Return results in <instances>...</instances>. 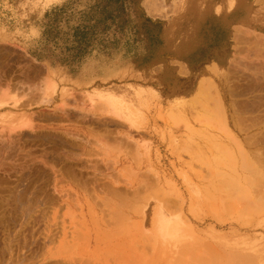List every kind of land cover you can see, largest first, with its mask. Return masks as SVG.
Instances as JSON below:
<instances>
[{
  "label": "rangeland",
  "instance_id": "rangeland-1",
  "mask_svg": "<svg viewBox=\"0 0 264 264\" xmlns=\"http://www.w3.org/2000/svg\"><path fill=\"white\" fill-rule=\"evenodd\" d=\"M144 1L0 0V264H264V0Z\"/></svg>",
  "mask_w": 264,
  "mask_h": 264
},
{
  "label": "trees",
  "instance_id": "trees-1",
  "mask_svg": "<svg viewBox=\"0 0 264 264\" xmlns=\"http://www.w3.org/2000/svg\"><path fill=\"white\" fill-rule=\"evenodd\" d=\"M109 1H111L112 4H110ZM106 2L107 4L112 5L111 7L112 9L110 10L108 9L109 12L107 13L106 16L102 18L101 21H103L104 23L99 29L95 25H91V26L87 25V27L89 28L84 29L82 27L80 30L73 29L72 38L76 42L75 44L76 47H74L75 58L76 56H79V54H83L87 50L88 46L92 44L94 46L98 44H109V45L111 44L113 46L114 53L120 52L121 51L120 45L122 40L121 36H124L123 37L124 43L122 42V44L127 46L125 49V51H127L125 56H129L127 57L128 60H126L125 63L133 59L132 56H134L135 54V51L133 50V44L138 45L140 43V41L142 40L141 37L142 34H144L143 37L146 47L152 49V44L154 41L158 42L159 44V42L161 41L160 39L161 32H159L158 35L152 34L149 27V25H152V21L150 19L143 16H138V14L136 15V12L126 17L125 15L120 13V8L117 6L118 0H106ZM103 7L102 9L106 8ZM94 20L96 23L100 22V18H95ZM106 21H109V23H106ZM105 31L112 32L109 38H105L103 36L97 35V34H103ZM126 33H128V35H126ZM218 33L220 34L221 37L217 43V46H219L220 43H222V41H224L225 39L223 30L219 29ZM73 36H75V38ZM142 46H144V44ZM142 46L141 48H143ZM96 51L98 52V54L104 55V53L99 50V47L96 48ZM203 60H204L203 55L198 58V61H203Z\"/></svg>",
  "mask_w": 264,
  "mask_h": 264
},
{
  "label": "bare ground",
  "instance_id": "bare-ground-1",
  "mask_svg": "<svg viewBox=\"0 0 264 264\" xmlns=\"http://www.w3.org/2000/svg\"><path fill=\"white\" fill-rule=\"evenodd\" d=\"M156 0H145L144 1V5L146 7L147 10H149V12H152L155 9V3ZM213 68V67H212ZM212 68H207V71L204 75V77L200 78L198 85L196 87L195 93L193 94L192 99H190V101H193V103L198 100L199 96H202V92L204 89V85H206V83L209 81L208 79L211 78L210 76L213 74L214 70ZM205 72V71H204ZM215 74V73H214ZM207 86V85H206ZM206 88V87H205ZM206 91V90H205ZM207 94V93H206ZM204 98V97H202ZM195 100V101H194ZM198 103V102H197ZM200 104V103H199ZM183 105V103H182ZM183 109V108H182ZM142 223H144V220L142 221Z\"/></svg>",
  "mask_w": 264,
  "mask_h": 264
},
{
  "label": "crops",
  "instance_id": "crops-1",
  "mask_svg": "<svg viewBox=\"0 0 264 264\" xmlns=\"http://www.w3.org/2000/svg\"><path fill=\"white\" fill-rule=\"evenodd\" d=\"M34 62L35 63H37V64H44L43 62H38V61H35L34 60ZM45 67L47 68V70H48V72H51V71H53L54 73H57V72H60L61 71V69H62V66L61 65H57V64H54V65H50V66H46L45 65ZM68 67L69 66H67V65H65L64 66V68L65 69H68ZM181 70V67L179 66L178 68H177V73H179V71ZM67 77V76H66ZM103 77H108V76H105V75H98L96 78H93L95 81H98V80H100L101 78H103ZM67 78H70V79H72V76H68Z\"/></svg>",
  "mask_w": 264,
  "mask_h": 264
}]
</instances>
